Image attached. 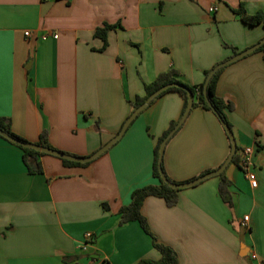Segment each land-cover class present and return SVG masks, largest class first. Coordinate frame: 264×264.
Returning a JSON list of instances; mask_svg holds the SVG:
<instances>
[{
	"label": "crops",
	"instance_id": "crops-1",
	"mask_svg": "<svg viewBox=\"0 0 264 264\" xmlns=\"http://www.w3.org/2000/svg\"><path fill=\"white\" fill-rule=\"evenodd\" d=\"M240 5L248 14L264 13V0H0V116L28 142L44 130L54 149L88 156L118 132L129 101L159 73L173 69L182 82L198 85L204 71L259 42L264 28L243 23L234 12ZM104 23L115 27L101 50L94 31ZM215 93L233 105L226 116L236 147H254L256 187L230 162L223 176L231 207L218 194L216 175L180 189L172 206L147 197L141 213L178 264H261L263 52L223 66ZM181 106L177 92L162 94L85 166L42 155L43 172L29 174L21 150L0 137V264L159 259L137 221L118 223V210L133 190L155 183L153 147L179 120ZM229 152L216 115L195 107L167 141L163 165L168 178L182 182L217 169ZM85 232L92 241L82 250Z\"/></svg>",
	"mask_w": 264,
	"mask_h": 264
},
{
	"label": "trees",
	"instance_id": "trees-1",
	"mask_svg": "<svg viewBox=\"0 0 264 264\" xmlns=\"http://www.w3.org/2000/svg\"><path fill=\"white\" fill-rule=\"evenodd\" d=\"M234 12L243 23L248 24V25L260 24L264 28V13L263 12H256L254 14H248L245 12L242 5H240L237 9H235ZM114 27L115 25L104 23L102 27H98L95 29L94 36L100 38L103 42L101 50H103L106 47L107 32L110 29H113ZM255 51H262L263 59H264V43L260 47H258ZM213 67L210 68L209 70L204 71V81L202 83L198 85H192V86L182 82L178 78V72L173 69L159 73L153 81L149 83H145L143 85L144 95L142 96L137 95L135 96L133 100L129 101V105L131 108L130 112H132L136 107H138L152 92H154L160 86L166 83H170V82H177V83L184 85L186 88H188L192 92L193 103H192L190 111L195 107H200L204 110L212 112V108H213L215 112L220 116L222 121H224L231 129V124L229 123L227 119L226 112L230 111L233 105L231 102L222 99L221 97L217 96L215 93L216 82H217L220 72L222 71V67L213 73V75L209 78L206 86H204L206 77L209 74V72L213 69ZM169 91L177 92L181 96L182 106H181L180 115H179V117H181L186 107V102H187L186 92L183 89L176 88V87H170L164 92H162L160 95L153 98L148 104V106H150L159 96ZM177 121H178L177 119L170 121L167 129L163 131V133L158 138V140L156 141L153 147L152 177L154 178L155 183L133 190V192L131 193L130 202L126 205L121 206L118 210V216H119L118 223L121 225L128 221H137L142 231L150 237L152 246L156 250H158L160 253V257L157 260L142 258V259H139L136 262V264H178V258H177V254L175 250L172 247L168 246L167 244L160 242L156 238V236L151 232L146 218L141 213L142 204L147 197L155 196V197L163 198L167 206H172L177 201V192L180 189H177V190L172 189L168 187L163 181H161L160 175H159V169H158L159 144L161 140L166 136V134L176 125ZM0 129L20 142H28L27 140H25L24 138L20 137L19 135H17L16 133L12 131L10 120L6 117L0 116ZM0 137L12 143L13 145H15L21 150L22 161L29 174H37V173L43 172V168L39 162L38 157L42 155H47V154L37 152L30 148H25L16 142L9 141L2 136ZM35 144H38L44 147L53 148L48 143L47 134L44 130L40 132L38 136V140L35 142ZM239 151H240V148L236 147V151L233 154L230 162L236 164ZM60 161L65 166H85L90 163V162H87V163L71 162V161L64 160V159H60ZM160 166H161L163 173L168 178V176L166 175L165 169H164L163 160L161 161ZM211 171L213 170L212 169L205 170L201 172L198 176L206 174ZM218 176L220 177V181L218 184V194L220 198L222 199V201L231 207L232 200L229 196L228 181L224 178L223 172L220 173ZM168 179L174 183H183V182L189 181V180H185V181L180 182V181L172 180L170 178ZM103 206L105 207V205Z\"/></svg>",
	"mask_w": 264,
	"mask_h": 264
},
{
	"label": "water",
	"instance_id": "water-1",
	"mask_svg": "<svg viewBox=\"0 0 264 264\" xmlns=\"http://www.w3.org/2000/svg\"><path fill=\"white\" fill-rule=\"evenodd\" d=\"M263 43H264V37L259 42L254 44L253 46L233 55L231 58H229L228 60H225L224 62L218 63L215 67H213V69L207 75L204 86H206L209 78L213 75V73L216 70H218L219 68L229 64L230 62L235 61V60L247 55L248 53L256 50ZM170 87H176V88L183 89L186 92L187 102H186V107H185L181 117L177 121L176 125L166 134V136L161 140V142L159 144V147H158L159 175H160L161 181H163L168 187H170L172 189L177 190V189H184L187 187H191V186H194V185L202 182L203 180H205L209 177H213V176H216V175H219L220 173H222L223 170L225 169V167L230 163L232 156L236 151V143H235L232 131L229 128V126L224 121H222L220 116L212 108V112L216 115V117L220 121V123H221V125H222V127H223L229 141H230V152H229L228 156L226 157V159L224 160V162L217 169H215L211 172H208L206 174L200 175V176H198L192 180H189L187 182H183V183H174V182L170 181L165 176V174L163 173V171L161 169L160 163L163 160V154H164V149H165L166 143L174 135V133L177 131V129L180 127V125L184 122V120L186 119L187 115L190 112V109H191V106L193 103L192 92L188 88H186L184 85L177 83V82L166 83V84L160 86L159 88H157L154 92H152L138 107H136L132 112H130V114L124 120V122H123L122 126L120 127V129L118 130V132L112 138H110L105 144H103L99 149H97L95 152H93L92 154H90L88 156H75L72 154H68V153L53 149V148L40 146V145L32 143V142H20V141L14 139L13 137H11L10 135H8L6 132H4L1 129H0V136L6 138L9 141L16 142L25 148H30V149H33L37 152L44 153L47 155H51V156H54V157H57L60 159L68 160L71 162H78V163L91 162L94 159H96L97 157H99L100 155H102L103 153H105L112 145H114L122 137V135L124 134V132L126 131L128 126L131 124V122L138 116V114L143 109H145L148 106V104L150 103V101L153 98L160 95L162 92H164L165 90H167Z\"/></svg>",
	"mask_w": 264,
	"mask_h": 264
},
{
	"label": "built area",
	"instance_id": "built-area-1",
	"mask_svg": "<svg viewBox=\"0 0 264 264\" xmlns=\"http://www.w3.org/2000/svg\"><path fill=\"white\" fill-rule=\"evenodd\" d=\"M214 8L212 7L211 10H213ZM26 36L29 35V32H25L24 33ZM47 34H41L40 38L41 39H46L47 38ZM53 38L56 37V34H52L51 35ZM254 152V147L253 146H245L243 147L238 155V159L236 162V165L240 168V170L244 173L246 179L248 180L249 184L251 187H256L257 185V180H256V176L255 173L251 170V166H252V155ZM247 217L245 216L243 218V220L241 221V225L245 226L246 222H247ZM92 240V234L90 232H85L84 234V241L83 244L81 246L82 250H85L87 245L91 242ZM255 255H252V258H255ZM261 264H264V261L260 262Z\"/></svg>",
	"mask_w": 264,
	"mask_h": 264
}]
</instances>
